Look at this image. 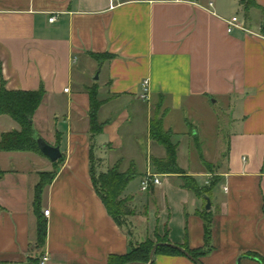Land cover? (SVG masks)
Masks as SVG:
<instances>
[{"label": "crops", "instance_id": "crops-1", "mask_svg": "<svg viewBox=\"0 0 264 264\" xmlns=\"http://www.w3.org/2000/svg\"><path fill=\"white\" fill-rule=\"evenodd\" d=\"M110 1L0 0V86L45 90L34 128L60 146L63 158L54 164L38 152L0 151V262L29 263L40 253L34 189L41 172L57 170L41 203L45 264H108L111 254L130 250V240L166 228L174 244L208 248L203 212L212 215L211 251L197 261L158 254L154 264H261L264 10L246 11L242 0H120L115 8ZM257 2L264 8V0ZM234 16L247 30L228 31ZM106 52L115 57L95 56ZM145 79L148 98L142 97ZM94 84L105 100L99 120L106 123L92 136L88 87ZM156 116L178 144L179 166L207 194L184 187L180 174L157 171L154 159L165 158L166 149L150 134ZM20 129L0 115V139ZM196 134L202 145L192 149ZM92 149L97 172L119 165L135 173L124 193L138 211L129 219L131 236L96 192ZM147 173L161 183L142 191ZM137 178L139 194L129 191Z\"/></svg>", "mask_w": 264, "mask_h": 264}, {"label": "trees", "instance_id": "trees-1", "mask_svg": "<svg viewBox=\"0 0 264 264\" xmlns=\"http://www.w3.org/2000/svg\"><path fill=\"white\" fill-rule=\"evenodd\" d=\"M244 9L249 11L251 8H262L257 0H242ZM95 56L103 60H111L115 57L113 53L95 54ZM88 92L91 99L90 107V132L92 136L99 134L103 131L106 122L99 120V112L105 100L101 99L99 90L96 84L88 87ZM45 96V90L40 88L36 91L29 90H9L5 83L0 86V115L6 114L11 116L17 121L21 129L12 130L3 133L0 139V151H33L44 155L37 143V133L34 128L33 118L40 107ZM151 137L164 146L166 149L165 158H155L154 163L159 173L167 174H180L183 182L182 185L197 194H207L208 187L203 190L199 187L195 178L185 174V171L179 166L177 160L178 144L173 142L172 133L165 130L162 124V119L158 116L154 117L150 125ZM59 143V142H58ZM60 158L54 164L62 162ZM91 177L96 189V192L105 204L109 214L114 221L126 233L131 236L132 229L129 219L137 214L136 207L132 206L131 198L124 196L125 190L129 182L135 177L134 172H122L119 165H114L107 172H97L93 149L91 152ZM209 167L210 164L206 162ZM57 174V170L51 172H41L40 180L35 185L33 209L37 217V239L34 244L35 248L39 250L36 256L28 257V262L32 264H42L41 260L44 256L42 247L44 246L47 233L48 223L44 218L42 209V196L43 192ZM220 181V177H214L212 184L216 185ZM2 207L0 206V209ZM205 221V239L208 248L192 249L188 246L187 242L184 244H177L185 248L196 261L200 257L208 254L211 251L209 244L212 236V215L209 212H203ZM159 243L156 255L158 254H184L182 251L173 247L169 237V229L166 228L163 233L157 229L154 231V238L147 237L141 242H133L130 240V250L124 254H111L108 258V264H130L140 263L148 264L151 261V251L155 244ZM254 255V254H251ZM255 256V255H254ZM256 258H258L256 256ZM261 264H264V258H258ZM154 264V261L153 263Z\"/></svg>", "mask_w": 264, "mask_h": 264}, {"label": "built area", "instance_id": "built-area-1", "mask_svg": "<svg viewBox=\"0 0 264 264\" xmlns=\"http://www.w3.org/2000/svg\"><path fill=\"white\" fill-rule=\"evenodd\" d=\"M180 1L197 2V0H180ZM120 3H121L120 0H111L110 1V7L115 8ZM209 5L213 6V2H210ZM54 19H55V16H52L50 18V21H53ZM227 25H228L227 29L229 32H232L235 28H241L243 30H247V28L245 26H243L244 24L242 22H240V20L238 19L237 16H234L231 19H229L227 22ZM143 88H144V92L142 94V97L148 98V93H149V80L148 79L144 80ZM68 89L69 88H67L66 90H68ZM160 183H161V180L159 179L158 176H156L152 173H147L143 176V178L141 180V188H142V190L146 191V190H149L152 185H157ZM44 214L49 215V210H45ZM47 260H48L47 256H44L43 260H42V264H45V262Z\"/></svg>", "mask_w": 264, "mask_h": 264}, {"label": "water", "instance_id": "water-1", "mask_svg": "<svg viewBox=\"0 0 264 264\" xmlns=\"http://www.w3.org/2000/svg\"><path fill=\"white\" fill-rule=\"evenodd\" d=\"M96 78H98V75L96 76ZM36 140H37V143H38V146H39L41 152L45 156H47L52 162H56L57 160H59L62 157V152L60 150V146L52 145V144L48 143L40 135L36 136ZM210 207H211V204H210V201H208L207 209H210ZM158 245H159V243L155 244V246L153 247V249L151 251V261L148 264H152L153 263L154 258L156 256V250H157ZM171 245L173 247L177 248L178 250L182 251L188 257L193 259L192 255L185 248H183L182 246L174 244V243H172ZM0 264H32V263H9V262L7 263V262H0ZM130 264H140V263H130Z\"/></svg>", "mask_w": 264, "mask_h": 264}, {"label": "rangeland", "instance_id": "rangeland-1", "mask_svg": "<svg viewBox=\"0 0 264 264\" xmlns=\"http://www.w3.org/2000/svg\"><path fill=\"white\" fill-rule=\"evenodd\" d=\"M224 113V122H226L225 123V125H223V130H224V132H225V130L226 131H228V127H227V125L229 124V122H228V118H229V116H230V111L229 110H227V111H224L223 112ZM227 118V120H226V118ZM193 131L194 132H196L195 131V129H193ZM196 138V140H194V143L195 144H193L192 145V149H193V147L194 148H201V147H199V146H201L202 145V142H201V139L199 138L200 136H199V134H196V136H195ZM210 138H212V137H210ZM213 139V138H212ZM224 141V140H223ZM217 148H219L220 147V144L219 143H217ZM140 178V177H139ZM139 178H137V179H135L131 184H130V187H129V191H136L138 194L139 193H142L141 191H140V189H139V184H140V181H139ZM140 188H141V185H140ZM141 190H142V188H141ZM142 191H144V190H142ZM137 213H138V211H137ZM140 228V229H139ZM143 227L140 225L136 230H137V233H140L141 231V229H142Z\"/></svg>", "mask_w": 264, "mask_h": 264}]
</instances>
